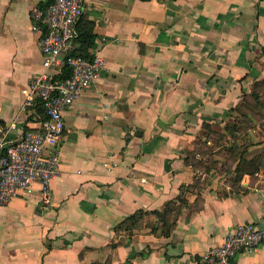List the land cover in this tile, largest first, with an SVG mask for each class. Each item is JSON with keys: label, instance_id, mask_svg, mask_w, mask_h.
<instances>
[{"label": "crops", "instance_id": "crops-1", "mask_svg": "<svg viewBox=\"0 0 264 264\" xmlns=\"http://www.w3.org/2000/svg\"><path fill=\"white\" fill-rule=\"evenodd\" d=\"M40 1L0 0V145L38 125L20 88L40 70ZM82 4L75 30L104 68L63 112L51 205L36 186L0 204V264H203L239 221L263 239L235 260L264 264V0Z\"/></svg>", "mask_w": 264, "mask_h": 264}, {"label": "built area", "instance_id": "built-area-1", "mask_svg": "<svg viewBox=\"0 0 264 264\" xmlns=\"http://www.w3.org/2000/svg\"><path fill=\"white\" fill-rule=\"evenodd\" d=\"M29 11L30 28L37 32L40 70L20 88L22 108L42 103L44 115L37 127H25L12 141L0 145V204L11 197H27L36 191L40 203H52L50 179L59 171L58 143L67 130L63 112L92 85L104 60L98 53L74 54L75 21L83 11L82 0H45ZM63 65L68 74L59 78ZM2 126H0V132ZM263 239V231L251 221H239L220 241L202 251L203 264H239L235 255L249 251Z\"/></svg>", "mask_w": 264, "mask_h": 264}, {"label": "trees", "instance_id": "trees-1", "mask_svg": "<svg viewBox=\"0 0 264 264\" xmlns=\"http://www.w3.org/2000/svg\"><path fill=\"white\" fill-rule=\"evenodd\" d=\"M45 0L40 1L38 4V6H42L43 4H45ZM86 30H82V32L77 29V34L74 37V39L79 40L80 42H83L82 46L78 45L77 47L74 48V50L72 51V53L74 54H80V55H86L85 53V46H86V42L85 40H87V34H86ZM68 74L67 72V68L65 65H63L62 69H61V73L57 74V76L59 78H63ZM255 83L260 84V83H264V81L260 80V81H256ZM253 95V97L256 99L257 97V92H252L251 93ZM35 108V113L37 114L36 117H42L44 115V108L42 106L41 102H36L34 105ZM248 122L247 123H240V126L238 127L237 125H235L234 123L231 124H227L228 127V131L230 133H233V130H239L241 128H245L246 126H248ZM232 148V147H231ZM203 152V151H202ZM259 156H254L249 160H241V162L239 161L238 166L236 167L237 169V173H239L240 170H248L249 172H253L256 168H257V163L259 162ZM197 165H201L203 167L204 170H211L214 168L215 166V161L213 159H210L207 157V159L204 160H197L195 162Z\"/></svg>", "mask_w": 264, "mask_h": 264}]
</instances>
